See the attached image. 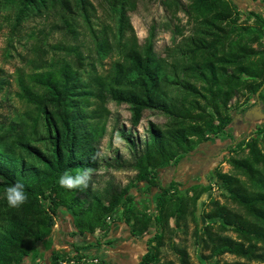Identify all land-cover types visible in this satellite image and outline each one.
Returning a JSON list of instances; mask_svg holds the SVG:
<instances>
[{
    "label": "trees",
    "instance_id": "16d2710c",
    "mask_svg": "<svg viewBox=\"0 0 264 264\" xmlns=\"http://www.w3.org/2000/svg\"><path fill=\"white\" fill-rule=\"evenodd\" d=\"M139 1L0 0V30L9 29L5 54L11 56L17 45L27 51L18 53L25 64L11 75L0 67V264H38L47 252L48 264H107L84 251L94 243L57 249L53 234L68 217L73 235L92 236L97 229L108 234L113 225L108 216L120 207L133 235L146 234L152 223L157 228L140 264H192L187 247L174 241L189 218L208 252L203 258L229 253L244 260L223 264L264 263V127L255 137L227 143L225 161L232 172L215 168L233 206L212 199L207 209L202 197L212 189L210 182L191 185L190 194L182 188L186 183H165L161 176V170L206 146L211 135L225 134L232 110L257 99L264 83V13L248 5L254 18L249 24L240 21L237 0H163L174 14L182 10L192 28L159 56L153 33L141 43L131 22ZM258 98L264 103V89ZM111 100L127 103L131 111V127L119 131L133 160L115 161L135 175L105 202L92 178L79 189L62 188L58 179L65 171H95L105 161L101 145ZM146 110L168 120L149 121L142 135L137 127ZM17 181L28 199L11 208L5 190ZM135 189L144 197L157 191L152 215L144 197L136 200ZM167 234L177 263L162 260Z\"/></svg>",
    "mask_w": 264,
    "mask_h": 264
},
{
    "label": "rangeland",
    "instance_id": "374dc122",
    "mask_svg": "<svg viewBox=\"0 0 264 264\" xmlns=\"http://www.w3.org/2000/svg\"><path fill=\"white\" fill-rule=\"evenodd\" d=\"M93 1L98 4L99 0ZM247 1L250 3V7L258 9L261 13H264V3H262V0H237V2L240 4V21L243 23L254 24V18L249 17V8L248 4L246 3ZM130 17L141 43H144L145 40L153 33L154 49L159 56H166L168 48L174 46L177 42H180L183 34H190L192 28V24L189 22L188 16L182 10L177 12V14H174L171 9L166 8L163 0H140L137 8L131 12ZM8 31L9 29L7 27H4L2 30H0V67H2L8 75H11L18 66L25 64L24 60L18 55V53H26L27 51L21 45H17V51L12 49L11 56L5 54V49L7 47L6 35L8 34ZM15 89L16 86L13 84L9 93L11 98H13L15 95ZM0 97H2L1 94ZM239 99L241 103L244 101V97H240ZM235 102L236 99L233 100V104ZM255 103H257V99H252L249 102H244L242 106L237 108V110H232L233 123L230 125L227 132L217 136L211 135L210 141L206 146L201 145L195 150V152L193 151L190 153L191 155L199 153V157L200 155L203 157V153L201 154L202 150L205 148L209 149L207 152V154H209L207 158L206 156H204V158H193V161L198 165V169H195L192 174L193 176L190 175V177H188L187 172H182L180 173L181 178L176 177V180L181 181L183 184L186 183L182 186V188L184 189V192H190V194H193L194 192L191 190V185H202L208 182L212 183V189L210 192L202 197V201L206 203L207 209L210 208L209 203L212 199L220 200L222 203H228L231 206L234 205L231 200L227 198L224 190L216 181L215 168L219 167L225 172H232V166L227 161H225V159L230 155V153L224 151L227 143H230L231 140H236V142H239L245 141L251 137H255L258 135L257 130L260 127H264V118H255V122L246 128L244 125V120L245 118L248 119L253 114L248 117L239 115L240 113H243V109L253 104L255 105ZM262 104L264 105V103ZM108 107L111 110V114L108 120L106 134L102 139L101 145V155L105 158V161L102 162L99 169L92 172V179L94 182L93 186L96 191L102 195L105 202H107L110 197V193L114 189L124 187L129 183L130 180L134 178L135 175V171L132 168L128 166H119L115 161V157H119V159L121 157L122 160L125 159L127 163L133 160L132 154L119 131V128L122 125L131 127V111L129 105L127 103H117L116 101L111 100L108 103ZM255 112H258V110H255ZM151 120L157 123H164L168 120V117L156 110H146L141 124L137 127V130L140 134H146L148 122ZM215 152L221 153V155L215 159L209 160V158L215 157ZM108 162L112 163V166H109L107 164ZM188 166L191 167L193 165L190 163ZM185 175L187 176L185 177ZM163 181L165 183L169 182V180H166L165 178ZM133 192L136 193V200L141 202V198L144 196L137 193L136 189ZM156 195L157 191L152 190L151 192L146 193V196L144 197V199L147 200L146 205H151V208L148 210L150 215L154 213L153 206L155 204L154 200L156 199ZM67 219L68 220L63 221L62 224L60 220L57 222V225L61 227L60 230L58 229L60 231V235L58 236V244H60V242L65 243L71 249L73 243H81L82 239L80 235L72 234L74 230L72 222L73 220L70 217ZM120 219H122L121 207L117 209V211L112 215V221H109L115 223ZM201 221L202 223H207L208 219L203 217L201 218ZM171 225H174L173 219L171 220ZM156 229L157 228L155 224L152 223L149 231L146 234H143L142 237L148 240V238L153 236V234L156 232ZM54 232L56 234L57 231ZM227 233L234 237L236 236V233L232 230H228ZM95 235H98L101 239L102 235L107 234L101 231V229H97ZM174 241L187 247L190 253L192 264H223L224 262L244 260L229 253H226L221 257H214L211 259L203 258L204 253L208 254V252L203 251L200 244V237L195 233V223L191 220V218L188 220L187 228H179L174 233ZM94 244L97 245L96 242ZM100 256L102 259L105 258L104 254H101ZM161 257L163 261L171 260L176 263L179 261L178 255L171 248V238H169V234H167L165 237V245L162 247Z\"/></svg>",
    "mask_w": 264,
    "mask_h": 264
},
{
    "label": "crops",
    "instance_id": "0c3cea01",
    "mask_svg": "<svg viewBox=\"0 0 264 264\" xmlns=\"http://www.w3.org/2000/svg\"><path fill=\"white\" fill-rule=\"evenodd\" d=\"M209 149H203L201 154L203 153V157H208L209 154L207 152ZM195 152V150H194ZM192 153V152H191ZM198 154H189L187 157L179 164L177 165H170L163 170H161V176L163 179L166 180H172L176 179V177H180V173L187 172L188 177L193 174L195 169H198V165L196 162L193 161V158H198ZM199 157V158H200ZM207 160V159H206ZM192 164L193 166H188L189 164ZM197 167V168H196ZM185 175V177L187 176ZM193 176V175H192ZM67 218L60 219L61 224L63 221H67ZM61 227L59 225H56V229L53 236L55 238L56 248H65L67 250L70 249L65 243H59L58 236L60 235ZM58 233V234H57ZM82 244H87L88 246L92 243H97L96 246H89L84 249V251H90L95 256H100L101 254L105 255V261L107 264H140L142 255L146 252L147 240L139 235H133L130 232L129 226L123 221V219L117 220L112 225V229L110 232H108L107 235H102V238L98 235H92V236H84L81 237ZM50 252L46 253L45 258L42 260L38 259V264L44 263L43 261H47L46 264L49 263L50 260ZM101 257V256H100ZM36 263V262H35ZM31 261L26 260L23 264H35Z\"/></svg>",
    "mask_w": 264,
    "mask_h": 264
},
{
    "label": "clouds",
    "instance_id": "9594fccd",
    "mask_svg": "<svg viewBox=\"0 0 264 264\" xmlns=\"http://www.w3.org/2000/svg\"><path fill=\"white\" fill-rule=\"evenodd\" d=\"M92 172L93 170L90 167L84 168L76 175L65 171L60 175L58 184L60 187L67 189L87 188L92 178ZM5 199L11 208H19L26 203L28 196L24 184L17 181L15 184L8 186L5 190Z\"/></svg>",
    "mask_w": 264,
    "mask_h": 264
},
{
    "label": "water",
    "instance_id": "95a60500",
    "mask_svg": "<svg viewBox=\"0 0 264 264\" xmlns=\"http://www.w3.org/2000/svg\"><path fill=\"white\" fill-rule=\"evenodd\" d=\"M264 89V83L261 86V88L258 90L257 92V101L259 102V95L261 93V91ZM255 110H258V112H255ZM261 113V114H260ZM251 114H253L257 119H263L264 118V111H263V105H259V106H253L248 108L244 113H241L239 115H244L246 117L250 116Z\"/></svg>",
    "mask_w": 264,
    "mask_h": 264
},
{
    "label": "flooded vegetation",
    "instance_id": "af4514ba",
    "mask_svg": "<svg viewBox=\"0 0 264 264\" xmlns=\"http://www.w3.org/2000/svg\"><path fill=\"white\" fill-rule=\"evenodd\" d=\"M248 5L250 4L248 1L246 2ZM262 103H261V101H257V103H255V105L253 104V105H251V106H248V108H250V107H253V106H259V105H261ZM263 105V104H262ZM263 107H264V105H263ZM244 113V112H243ZM241 114V113H240ZM244 116V115H243ZM255 116L254 115H252L251 117H249L248 119L247 118H245V120H244V125H245V127L246 128H248L249 126H251L254 122H255ZM223 152V151H222ZM221 155V153H218V152H215V157H212V158H209V160L210 159H215L216 157H218V156H220Z\"/></svg>",
    "mask_w": 264,
    "mask_h": 264
},
{
    "label": "built area",
    "instance_id": "2783aa9c",
    "mask_svg": "<svg viewBox=\"0 0 264 264\" xmlns=\"http://www.w3.org/2000/svg\"><path fill=\"white\" fill-rule=\"evenodd\" d=\"M110 219H111L110 216H108V220H110ZM84 260L86 262H91V261L97 262L98 261L97 258H84ZM63 264H66V263L64 262Z\"/></svg>",
    "mask_w": 264,
    "mask_h": 264
}]
</instances>
